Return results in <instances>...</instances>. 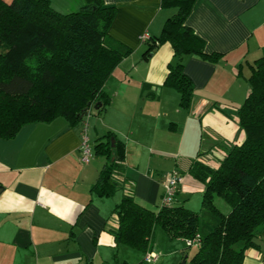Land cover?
Returning <instances> with one entry per match:
<instances>
[{
  "label": "crops",
  "instance_id": "0c3cea01",
  "mask_svg": "<svg viewBox=\"0 0 264 264\" xmlns=\"http://www.w3.org/2000/svg\"><path fill=\"white\" fill-rule=\"evenodd\" d=\"M49 1L62 12L84 5V0ZM103 1L116 7L109 37L131 50L103 84L109 96L103 112L91 106L76 124L56 117L0 138V264H189L193 253L182 239L160 247L153 237L146 252L117 243L111 229L125 194L120 179L130 181L137 203L156 211L161 174L176 169L183 179L175 203L198 211L193 197L201 195L202 201L204 184L190 174V166L201 160L218 167L245 138L237 108L249 93L251 64L264 56V0L194 1L186 24L205 41L206 52L223 56L219 62L184 57L195 90L187 109L179 92L164 83L175 60L171 44L164 42L147 56L142 40L144 34H160L176 9L163 7L161 0ZM85 123L93 153L87 163L79 149ZM108 131L123 147L124 159L115 175L119 186L103 195L94 185L105 158L95 154L94 145ZM258 244L240 264H264V234ZM150 251L158 258L148 263L144 257Z\"/></svg>",
  "mask_w": 264,
  "mask_h": 264
},
{
  "label": "trees",
  "instance_id": "16d2710c",
  "mask_svg": "<svg viewBox=\"0 0 264 264\" xmlns=\"http://www.w3.org/2000/svg\"><path fill=\"white\" fill-rule=\"evenodd\" d=\"M194 1L161 0L163 7L176 10L160 34L143 40L147 56L160 44H171L175 60L168 65L164 83L179 92L180 105L186 109L195 90L184 72V57L194 54L219 62L223 56L206 52L205 41L186 24ZM115 12L116 7L103 0H84L70 12L55 9L49 0H0V138H13L27 123L56 117L76 124L88 116L91 105L97 106L96 113L103 112L109 101L103 84L131 51L108 35ZM56 59L70 72L62 93L53 95L46 90L59 77L53 71ZM247 80L249 93L237 108L243 142L231 147L216 168L201 160L190 166V174L204 184L200 210L174 201L154 211L137 203L130 181L120 179L125 194L115 206L117 227L111 229L117 243L146 252L155 229L161 227L170 239H182L185 250L191 246L186 240L196 243L189 264H240L246 251L259 245L264 234V56L253 61ZM113 136L108 131L94 145L95 154L105 158L94 185L103 195L119 186L115 175L123 168V147ZM215 197L230 209L222 211Z\"/></svg>",
  "mask_w": 264,
  "mask_h": 264
},
{
  "label": "built area",
  "instance_id": "2783aa9c",
  "mask_svg": "<svg viewBox=\"0 0 264 264\" xmlns=\"http://www.w3.org/2000/svg\"><path fill=\"white\" fill-rule=\"evenodd\" d=\"M148 35L144 34L142 36V40H144ZM86 126L82 132V138L80 141V152H81V161L84 163H87L90 161L92 152H91V146L88 141V137L86 134ZM183 175L176 169H173L171 171H166L161 174L160 182L163 186V194L161 198V205L162 206H171L174 204L176 193L180 188V185L182 183ZM187 244L192 245L191 240H186ZM158 258V255L155 252H147L144 261L150 263L156 261Z\"/></svg>",
  "mask_w": 264,
  "mask_h": 264
},
{
  "label": "rangeland",
  "instance_id": "374dc122",
  "mask_svg": "<svg viewBox=\"0 0 264 264\" xmlns=\"http://www.w3.org/2000/svg\"><path fill=\"white\" fill-rule=\"evenodd\" d=\"M59 62L60 61L58 59H56V60H54V63H53V71L59 77L56 78V81H55L56 83H53L51 86L47 87L48 90H46V93L51 92L53 95L55 94V92H58V91H61V93H62V86H63V83L62 82L64 81V79L66 78V75L70 71L63 69L64 67H62L61 65L59 66V64H60ZM86 81H87V79H85V83H86ZM91 106H93V105H91ZM193 200H194L195 204L197 205L196 206L197 207L196 209H199L200 206H201V195H197V196L193 197ZM214 202L224 212H226V211H228L230 209L229 204L226 201H224L222 198H220V197H215ZM158 230L161 231L162 233L164 232L163 233L164 234L163 236H166L167 237L165 231L161 227H157L155 229L154 244H156V245H158L160 247L165 246L167 243H170V242H172V246H173V244H176V242H177L176 239H172V241H169V238L167 237L168 238L167 239L168 242H167L166 239L164 240L163 237H162V235H159V233L157 232ZM196 250H197V245H196V243H193L187 249V252L191 255ZM183 259L184 258L181 259V262L183 261Z\"/></svg>",
  "mask_w": 264,
  "mask_h": 264
},
{
  "label": "water",
  "instance_id": "95a60500",
  "mask_svg": "<svg viewBox=\"0 0 264 264\" xmlns=\"http://www.w3.org/2000/svg\"><path fill=\"white\" fill-rule=\"evenodd\" d=\"M90 106V105H89ZM89 106L87 107V109L89 108ZM94 108H97V106L96 105H94ZM111 141H112V145L114 144V138L113 137H111Z\"/></svg>",
  "mask_w": 264,
  "mask_h": 264
}]
</instances>
